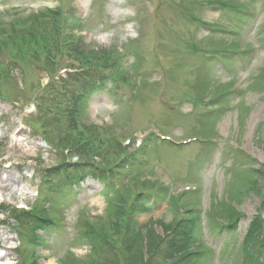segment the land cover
<instances>
[{
	"label": "rangeland",
	"instance_id": "obj_1",
	"mask_svg": "<svg viewBox=\"0 0 264 264\" xmlns=\"http://www.w3.org/2000/svg\"><path fill=\"white\" fill-rule=\"evenodd\" d=\"M196 219L179 264H264V0H0V264Z\"/></svg>",
	"mask_w": 264,
	"mask_h": 264
},
{
	"label": "trees",
	"instance_id": "obj_2",
	"mask_svg": "<svg viewBox=\"0 0 264 264\" xmlns=\"http://www.w3.org/2000/svg\"><path fill=\"white\" fill-rule=\"evenodd\" d=\"M77 175H74L76 178ZM27 218L22 219V224L28 223L25 222ZM197 219L195 223L191 226H184L182 222L178 225H164L161 221L158 222L159 226H163L162 229L164 231L163 235L159 234L156 230V226L154 224L148 225V223L141 228L142 235H137L139 232H136V243H133L134 253L133 254V263L132 264H142L145 259L144 264H179L184 259H188L191 255L195 253V251H189L190 249L187 247L182 249V246L188 242V238L190 237L193 232L194 226L197 223ZM254 231V230H253ZM251 232L250 236L248 237L247 243L249 246V250L251 253H255V251L259 250V239L256 235ZM172 236V238L168 239L165 242V238ZM99 239L100 242L103 243L102 247L106 246L108 248L107 252L110 253L107 259H104V264H119V247L113 245L109 242L105 237L99 235L96 237ZM165 244L166 255L162 262L154 261L153 259L156 256V253L160 249L162 245ZM101 248V246L99 247ZM193 253V254H192ZM148 259V262H146ZM106 260L108 262H106ZM153 260V261H152ZM140 261V262H138Z\"/></svg>",
	"mask_w": 264,
	"mask_h": 264
}]
</instances>
